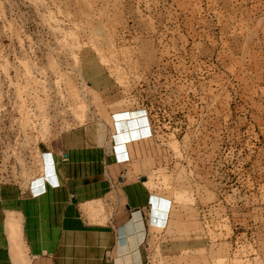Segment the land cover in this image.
Returning <instances> with one entry per match:
<instances>
[{"label": "rangeland", "instance_id": "obj_1", "mask_svg": "<svg viewBox=\"0 0 264 264\" xmlns=\"http://www.w3.org/2000/svg\"><path fill=\"white\" fill-rule=\"evenodd\" d=\"M119 109L166 154L145 264H264V0H0V184Z\"/></svg>", "mask_w": 264, "mask_h": 264}, {"label": "crops", "instance_id": "obj_2", "mask_svg": "<svg viewBox=\"0 0 264 264\" xmlns=\"http://www.w3.org/2000/svg\"><path fill=\"white\" fill-rule=\"evenodd\" d=\"M111 121L106 135L61 132L41 171L0 184V264H145L168 222L170 201L147 180L166 154L145 111L119 109Z\"/></svg>", "mask_w": 264, "mask_h": 264}]
</instances>
